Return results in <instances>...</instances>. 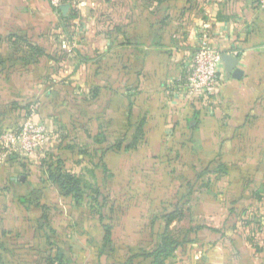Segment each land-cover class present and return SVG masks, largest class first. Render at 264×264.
Returning <instances> with one entry per match:
<instances>
[{
  "label": "crops",
  "instance_id": "0c3cea01",
  "mask_svg": "<svg viewBox=\"0 0 264 264\" xmlns=\"http://www.w3.org/2000/svg\"><path fill=\"white\" fill-rule=\"evenodd\" d=\"M259 2L87 0L79 10L62 12L63 20H59L46 0H0V56L8 58V48L14 43L38 46L48 56L28 67L18 66L8 58L0 67L1 124L6 125L11 104L55 89L63 94L60 97L71 92L78 104L82 103L77 101L79 98L88 99L90 105L82 118L92 130L97 122H104L111 141L123 139L131 122L143 123L137 149L103 156L107 176L93 164L78 163L93 166V183L88 185H106L119 206L113 244L117 258L125 261L129 253L154 248L164 224L162 215L177 204L178 189L193 176V166H202L231 148H239L243 140L252 147L255 157L263 154L264 8ZM201 23L213 26L215 44L221 53L236 59L234 70H229L223 61L224 82L215 107L202 100L179 104L169 98L165 87L171 78L182 74L186 56L198 47ZM237 71L242 72L240 77ZM37 88L40 92H36ZM43 120L47 124L55 121L54 128L62 142L68 134L66 125L54 117ZM10 165L12 170L4 181L0 169V264H44L47 240L33 223L39 214L35 208L38 201L49 206L56 201L62 206L54 225L57 235L71 240L77 264L83 263L76 255V241L94 242L101 252L102 235L89 227L92 219L83 224L84 230L74 229L70 236L65 221L71 213L58 200L57 191L36 178L29 180L17 164ZM240 179L235 185L240 184ZM227 186L230 184L221 188ZM252 186L261 196L253 203L258 211V203L263 202L260 191L264 190V179ZM200 190L205 189L197 192ZM25 198L33 202L31 209L22 204ZM214 202L226 213L218 225L201 226L220 229L227 208L215 198ZM56 209L58 213L59 206ZM228 242L222 239L213 248L199 242L200 252L195 246L187 250L186 256L176 251L165 264H264V248L258 249L252 243L241 248L240 240L236 245L230 242L234 260H227ZM100 252L93 264H101ZM110 257L113 256L102 258L105 264L112 260Z\"/></svg>",
  "mask_w": 264,
  "mask_h": 264
},
{
  "label": "trees",
  "instance_id": "16d2710c",
  "mask_svg": "<svg viewBox=\"0 0 264 264\" xmlns=\"http://www.w3.org/2000/svg\"><path fill=\"white\" fill-rule=\"evenodd\" d=\"M58 15L61 17L62 12L59 11ZM9 48L7 56L18 66L38 65L48 57L46 50L32 44L14 43ZM8 58L0 56V67H4ZM165 87L167 88L168 85L166 84ZM58 91L57 89L45 91L42 100H40V96L33 94L25 102L11 104L9 118H5L8 119L6 125L0 123V135L5 130L18 129L17 112L23 110L24 113H28L32 106H36L40 119L54 117L62 125L65 124L68 134L62 142L60 138L61 145L56 158L53 154H49L52 153L49 150L46 152V155L50 159L54 158L55 161L48 163V157L46 158L45 155L41 160V163L46 166V170L43 172L37 171L27 158L16 154L9 156L5 162L17 164L22 169L23 175L29 180L36 178L44 185H49L57 191L60 196L58 200H61L63 207L71 213L65 221L66 233L74 229L84 230L83 224L92 219V225L89 227L94 228L102 235L101 264H105L102 260L103 257L108 259L111 255L113 257H110L112 260H109L108 264H165L166 257L169 255L179 251L186 256L189 254L187 250L199 242L212 248L222 239L229 240L233 245L237 244L238 240L235 238L237 221L247 214L255 200L261 198L252 185L259 184L264 179V152L255 157L252 147L245 140L240 142L239 148H231L233 150L203 162L202 166L200 163L198 167L193 166V176L188 178L186 184L178 189L177 204L172 205L171 210H166L168 212L162 215L164 224L160 228L154 248L151 250L142 249L139 253H129L125 261L122 258H117L113 244L118 232V230L115 231L119 225V222L115 221V213L119 206L112 199L106 185L100 186L98 183L95 187L88 185L80 176L73 174L71 169L75 164L85 161L93 164L96 170L101 169L107 176L108 171L103 156L113 151L126 152L137 149L142 138L143 123L133 124L131 122L123 139L117 138L111 141L108 138L104 122H97L92 130L87 120L82 118L83 112L90 105L88 99L79 98L77 101H82V103L78 104L75 100L77 98L71 92L60 97L63 94ZM61 102L64 105H61ZM80 109H82L81 113ZM132 111L133 109L130 110V114ZM254 160H256L255 163ZM240 177V184L235 185L234 182ZM224 184H230V186L223 189L221 187ZM199 189L209 191L219 204L227 208V217L222 221V227L215 229L203 225L195 230H189L175 240H170V225L178 219L182 208L188 203L190 195ZM32 203L26 198L22 202L27 210L31 209ZM56 206H59L58 213ZM35 208L39 214L35 218L36 222L33 221V218L31 221L36 225V229L44 234L48 246V250L44 253V264H77L72 253L71 240H63V236L57 235L54 225L55 217L62 212V206L56 201L50 206L43 205L38 201ZM207 234L208 237H203Z\"/></svg>",
  "mask_w": 264,
  "mask_h": 264
},
{
  "label": "built area",
  "instance_id": "2783aa9c",
  "mask_svg": "<svg viewBox=\"0 0 264 264\" xmlns=\"http://www.w3.org/2000/svg\"><path fill=\"white\" fill-rule=\"evenodd\" d=\"M56 12L61 6L69 5L73 10H79L87 0H46ZM264 8V0H260ZM62 12V11H61ZM217 36L210 23H201L198 32V47L188 54L184 60L182 74L171 78L168 84V94L172 101L187 104L202 99L211 107L217 106L221 88L224 82L223 54L215 44ZM237 55L238 53H233ZM37 107L32 106L23 115V122L18 129L5 130L0 135V162L16 154L23 158H33L52 142V131L48 126L37 121Z\"/></svg>",
  "mask_w": 264,
  "mask_h": 264
},
{
  "label": "rangeland",
  "instance_id": "374dc122",
  "mask_svg": "<svg viewBox=\"0 0 264 264\" xmlns=\"http://www.w3.org/2000/svg\"><path fill=\"white\" fill-rule=\"evenodd\" d=\"M64 16V15H63ZM63 16L60 17L59 20H63ZM60 22V21H59ZM43 88V87H42ZM35 90H39L36 92H40V88H37ZM36 96H40V100L43 99L44 93H35ZM24 111H18L16 116H18L17 121L18 124H22L23 122V115ZM40 118L39 116L36 117V120L38 121ZM41 122L46 124L50 131H52V142L48 144V146L45 147L44 153L43 151L36 154L33 158L27 159L29 162L36 168L37 171L43 172V170H46V166H44L43 163H41V160L43 157L47 154L46 152L49 150L56 158V153L58 152V148L60 145V136L56 132V128L54 125L55 121H52L51 123H46V121L40 119ZM57 128L59 129L58 125ZM48 155H46V158ZM49 162H54L55 159L48 157L47 159ZM2 167V175L1 178L4 181V178L7 177V175L11 172L12 167L10 164L6 163L5 161L0 162V169ZM93 166L82 163V164H75L72 167V173L80 176L82 180L86 184L93 183L92 179V168ZM21 192L25 193V190H22ZM260 193L263 195V199L261 203H258L259 210L256 211V207L252 206L251 209L245 214L243 217H241L237 221V231L236 232V239L240 240L241 245L240 247L248 248L250 243L257 245L258 249L264 248V190H261ZM213 195V194H212ZM207 190H200L199 192L195 193L190 200L192 202L183 208V211L180 215V217L173 223L170 229V240H175L179 236L185 234L189 230H194L197 227L201 226L202 224L209 223L213 226L218 225L220 222L219 219L222 216L223 213H226L224 209L221 207V205H218L214 202V198ZM255 207V208H254ZM224 211V212H223ZM73 233L70 232V236H72ZM243 237V239L240 237ZM240 237V238H239ZM99 241V240H98ZM261 243V244H260ZM76 244L78 246H75V251L77 252V257L81 258V261L83 264H93V262H97L99 257L100 249L99 247L94 243L91 242L89 244H85L84 242L79 243V241H76ZM197 246V245H196ZM195 250L200 252L199 246L196 247ZM227 250H229L228 253H226L227 260H234L233 253H231L232 250H234L233 245L228 242L227 243ZM195 251V252H197ZM198 255L200 253L197 252ZM169 257H174L173 255H169L166 257V260Z\"/></svg>",
  "mask_w": 264,
  "mask_h": 264
},
{
  "label": "water",
  "instance_id": "95a60500",
  "mask_svg": "<svg viewBox=\"0 0 264 264\" xmlns=\"http://www.w3.org/2000/svg\"><path fill=\"white\" fill-rule=\"evenodd\" d=\"M70 9L69 5H63L61 6V11L66 14ZM223 61H225L227 63L228 69L229 70H234L236 67V59L233 58L230 55H223ZM237 77H240L242 72L241 71H237Z\"/></svg>",
  "mask_w": 264,
  "mask_h": 264
}]
</instances>
